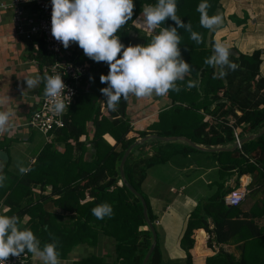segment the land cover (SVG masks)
<instances>
[{
  "label": "trees",
  "instance_id": "trees-1",
  "mask_svg": "<svg viewBox=\"0 0 264 264\" xmlns=\"http://www.w3.org/2000/svg\"><path fill=\"white\" fill-rule=\"evenodd\" d=\"M201 2L176 0L177 16L185 23L190 21L193 30L202 34L204 42L197 44L190 39V33L178 29L182 57L193 70L184 81L178 82L181 88L179 93H168L172 106L160 113L158 121L148 131L131 135L133 129L129 118L124 119L128 116V99L121 98L115 111L108 108L106 97L100 91L107 84L100 82V76L109 73V66L88 58L77 46L72 60L88 66L82 84L88 82L89 87L80 90L69 109V115L65 116L66 125L53 131L57 132V138L41 149L31 170L24 175L5 171V186L0 187V214L18 216L21 228L31 229L41 241V247L53 242L55 237L59 257L67 258L79 246L98 247L103 237L108 243L106 248L113 247L112 251L110 248L107 252L109 254L99 256L88 252L75 264H143L153 243V232L146 219L141 196L147 202V214L156 230L155 221L158 219L149 196L143 192V183L150 170L167 162L168 154L173 156L177 153L187 157L190 152L200 150L188 142L176 150H170L161 145L165 141L160 138H150L134 145L136 141L149 134L182 135L209 147H232L237 141V134L242 137L247 131L257 133L264 128L263 52L261 49L250 54L239 50L230 52L229 59L238 65L237 70H228L223 78H213L214 72L218 70L204 61L213 53L217 29L201 27L200 13L196 10ZM207 2L211 5L209 16L217 15L222 9V0ZM156 3L157 0H134L132 19L117 33L121 43L125 46L137 45L132 33L142 31L136 27V19L142 14L143 6ZM164 26L174 27L176 24L169 18ZM154 34L142 32L141 45H146ZM36 57L42 65L53 63V57L47 53L45 44L38 50ZM44 73L49 74L47 69ZM189 79L198 81V85L188 88ZM102 103L107 107L105 113ZM89 122H93L95 128L94 137L89 139L95 148L91 160L85 159L88 142L81 140L82 135L89 134ZM106 133H110L116 141L109 143L104 138ZM110 140L113 141L112 138ZM157 140L160 141L159 146L154 143ZM57 142L65 146L63 151ZM151 143L155 147L154 153L149 155L146 147ZM132 145L134 147L124 164L125 179L139 193L126 185L120 169L124 153ZM213 155L221 162L220 173L224 180H228L231 171L238 168L239 173L261 172L259 181L264 183V134L245 142L241 149L216 151ZM222 182L218 191L208 198L207 204H198L197 210L188 219L181 238V246L187 251V264H193L190 249L194 245V231L200 227L213 233V240L218 243L234 239L242 242L243 246L240 259L221 249L207 257L206 264H264V225L259 227L253 219L263 213H244L241 216L237 212L239 206L230 207L226 203L228 187L233 189V186H226L225 181V184ZM105 202L112 206L113 215L99 220L92 214V209ZM256 211L262 212L263 208L258 207ZM209 217H212L215 225L212 229ZM157 234V245L147 264L163 262L158 230Z\"/></svg>",
  "mask_w": 264,
  "mask_h": 264
},
{
  "label": "crops",
  "instance_id": "crops-1",
  "mask_svg": "<svg viewBox=\"0 0 264 264\" xmlns=\"http://www.w3.org/2000/svg\"><path fill=\"white\" fill-rule=\"evenodd\" d=\"M12 2L13 0H0V99L6 100L4 104H0V110H11L14 112L12 117L13 127L8 132L0 134V150L5 151L8 155L7 161L0 158V164L3 165L2 174L5 171H10L13 174L21 175L16 167L17 161H23L25 167H31L38 153L47 142L42 143L41 137H37L31 127L26 125L32 111L38 108L39 102L44 96V84L41 83L36 89H27L24 78L36 75L42 76L47 66L42 65L41 60L36 57L38 50H41L44 45L43 38L40 35H35L32 40H28L24 36L17 34L15 11L10 7ZM19 7L24 11L25 15L33 18L37 17L38 7L35 4L26 2L20 4ZM217 14L223 17L224 22L216 28L217 30L214 33L215 42L223 43L229 50H239L248 54L256 49H261L263 52L261 72L264 76V0H222V9ZM256 16L261 17L256 18ZM139 19L142 21L141 17L136 20ZM135 25L140 30L141 28L146 30L143 24L137 26L135 22ZM141 31L151 34L149 31ZM87 87H89L88 82H86V85L84 83L83 89L86 90ZM171 106L172 99L168 95L166 97L153 95L144 98L129 96L127 115L132 124L131 135H136L140 131H148L149 127L155 121H158L160 113ZM105 107L106 105L103 103L102 109ZM68 113L66 116L69 115ZM87 129L89 134L82 135L81 140L85 139L88 142V150L90 154H93L95 148L93 146L91 148L92 143L89 141V139L91 140L94 137L95 133L93 122L88 123ZM52 133L54 134L48 137V141L51 142L57 138V132ZM251 134L253 132L247 131L242 137L238 135V138L241 139ZM105 137L111 144L116 141L110 133L104 134ZM108 137H111L113 141ZM199 145L206 146L203 144ZM57 146L63 148L64 145L57 142ZM154 147L152 144L146 147L149 155L154 153ZM238 148L241 149V147ZM181 156L179 159H175V157L172 159V156L166 163L161 164L162 172H164L163 176L169 177L167 180L159 172L157 173V179L153 177L156 185L163 187L168 194H164L163 190L160 194H147L158 216L155 224L159 232L163 253L162 264H187V251L181 246L183 224L186 223L187 225L190 215L198 204L201 206L203 202V204L207 202L209 196L207 194L204 195L207 188L204 187L203 189L202 186L206 184L212 185L213 180L208 175L221 169L220 160L210 151L190 152L187 157L191 161L187 160L184 155ZM259 175H261L259 171L239 173L237 168L231 171V177L228 180H224L221 176V182L225 181L226 186L250 185L251 192L239 206L237 212L241 216L244 213L247 215L253 212L263 213L261 216L253 218L256 224L261 227L264 225V183L259 181ZM252 183H255L252 185L253 187L251 186ZM197 193V196L193 195ZM161 195L164 196V199H162ZM175 204L180 210L178 212L180 215L179 218H172V227L169 229L163 224V219L166 217L167 211L171 210ZM258 207L263 208V211L257 212L256 209ZM202 213L205 212L202 211ZM208 221L211 229L214 228L212 217H209ZM169 231L172 233L170 237ZM193 237L194 245L190 249L193 256V264H206L207 257L220 252L221 249L232 253L238 259L243 255L242 242L232 239L230 242L218 243L213 240V233L203 227L197 228ZM103 241L101 244L99 242L98 247L91 248L86 245L87 247L79 246L75 248L67 258L59 257L61 264H75L88 252L97 254L100 251L101 253L97 254L99 256L109 254L107 253L109 250L106 248L107 240L104 239ZM175 247L176 249L180 247L185 254L177 253V250H174ZM30 264H40V261L38 258H33Z\"/></svg>",
  "mask_w": 264,
  "mask_h": 264
},
{
  "label": "clouds",
  "instance_id": "clouds-1",
  "mask_svg": "<svg viewBox=\"0 0 264 264\" xmlns=\"http://www.w3.org/2000/svg\"><path fill=\"white\" fill-rule=\"evenodd\" d=\"M51 4V34L55 40L61 42L65 49L71 43H76L88 58L108 64L109 73L100 76V82L107 84V87L100 91L112 111L116 110L121 98L166 97L170 91H181L178 82L184 81L193 69L182 57L178 29L190 33V39L197 44L204 42L202 34L193 30L190 21L185 23L177 16L176 0H157L155 5L143 6L142 23L150 33L156 34L146 45L129 46L121 43L117 33L132 19L134 0H51ZM210 7L207 0H202L196 10L200 13L201 27L214 30L224 20L219 14L209 16ZM169 18L176 26L162 27ZM230 55L229 48L223 43L214 44L212 55L204 61L218 70L213 78H223L228 70H237L238 65L229 59ZM24 80L27 89H36L41 83L44 84V96L55 113L61 114L69 107L71 97L65 96L67 86L59 74L44 73ZM197 85L198 81L189 79L187 82L188 88ZM5 102L0 99V104ZM13 116L11 110H0V134L13 127ZM16 167L21 175L31 170L24 166L23 161H17ZM2 168L0 164V187L5 186L7 179L2 174ZM92 214L99 220L111 218L113 208L106 202L101 203L92 209ZM20 225L18 216L0 214V264H6L11 256L20 257L26 252L38 258L40 264H61L55 237L53 242L41 247V241L34 232Z\"/></svg>",
  "mask_w": 264,
  "mask_h": 264
},
{
  "label": "built area",
  "instance_id": "built-area-1",
  "mask_svg": "<svg viewBox=\"0 0 264 264\" xmlns=\"http://www.w3.org/2000/svg\"><path fill=\"white\" fill-rule=\"evenodd\" d=\"M26 2L33 3L38 7L37 17L27 16L20 9V4ZM10 7L15 11L17 34L24 36L28 40H32L35 35H40L43 38L47 53L53 57V63L47 65L49 75L59 74L67 86L65 96L71 97L69 107H66L61 114H57L52 110L51 104L45 96H42L38 108L32 111L26 125L37 128L46 136H50L54 130L63 128L66 125L65 116L73 105L76 96L83 88V78L88 73V66L72 60V55L76 51L78 44L71 43L65 49L63 44L52 36L51 0H13ZM65 103L67 104L68 101L65 100ZM250 192L251 188L248 184L234 186L226 196V203L230 207L240 206ZM33 258L28 253L22 254L20 257L11 256L6 264H29Z\"/></svg>",
  "mask_w": 264,
  "mask_h": 264
},
{
  "label": "rangeland",
  "instance_id": "rangeland-1",
  "mask_svg": "<svg viewBox=\"0 0 264 264\" xmlns=\"http://www.w3.org/2000/svg\"><path fill=\"white\" fill-rule=\"evenodd\" d=\"M142 18V20H143V17L142 16H139V18ZM259 17H261V16H256V18H259ZM234 19H235V17H234ZM136 24H137V26L140 24V26L143 24L142 23V21L139 19V20H136ZM140 29V28H139ZM141 30H143V31H148L147 29L145 30V29H143V28H141ZM149 33V32H148ZM141 34L142 33H137V32H133L132 33V37H133V39H134V42L137 44V45H141L142 44V39H141ZM225 43V42H224ZM236 50H230V52H235ZM103 104V103H102ZM107 109H106V107L105 108H103L102 109V111H103V113H105V111H106ZM128 118V116H125L124 117V119H127ZM133 123V122H132ZM132 125V124H131ZM31 130L37 135V137H41V139H42V143H44V142H46V144L49 142L48 141V137H49V135L48 136H46L44 133H42L40 130H38L37 128H34V127H31ZM178 136V135H177ZM179 136H182V135H179ZM46 138H47V140H46ZM109 138V137H108ZM111 138V137H110ZM109 138V139H110ZM105 139L107 140V138L105 137ZM162 140V139H161ZM162 141H165V142H168V143H161V145L163 146L164 145V147L165 146H167L170 150H172V149H177L180 145H182V144H184L185 145V142H184V140H162ZM157 146H159V144H160V141H155L154 142ZM45 144V145H46ZM152 145H153V143H151ZM44 145V146H45ZM235 145V144H234ZM233 145V146H234ZM64 148H65V146H63V148H62V151L64 150ZM91 148H92V145H91ZM94 154V153H93ZM93 154H90V151L88 150L86 153H85V159H92L93 158ZM169 156H167V157H169L170 159H171V157H172V155H171V153L170 154H168ZM227 155V154H226ZM228 156V155H227ZM174 157H175V159H179V158H181L182 156L181 155H178L177 153H175L174 155H173V158L172 159H174ZM224 158V160H228V158H226V157H223ZM187 160H190L191 161V159L189 158V157H187L186 158ZM163 170H162V167H161V165H159V166H157L156 167V169H154L153 171H151L150 170V172H149V177L148 178H146L145 179V181H144V184H143V186H142V189H143V191L145 192L144 194H160V192H162V190H163V193L164 194H168V192L167 191H164V189H163V187H158L157 185H156V183H155V180L153 179V177H156V179H157V173L159 172V173H161L162 175V177L165 179V180H167L169 177H164L163 175H164V172H162ZM222 175H221V173H220V171H216V172H211L209 175H208V177H211V179L213 180H211L212 181V187L210 186V185H208V184H206L205 186H202L203 187V189H204V187H206L207 188V191H206V193L204 192V195L205 194H207V196H209V197H212L213 195H214V193L215 192H217L218 191V188H220L219 186H220V184H221V177ZM161 177V179H163ZM218 177V178H217ZM215 179V180H214ZM215 181V183H213ZM222 183H224V182H222ZM225 184V183H224ZM253 184H255V183H252L251 184V186L253 185ZM197 187H198V184H197ZM232 187V186H231ZM234 187V186H233ZM253 187V186H252ZM217 189V190H216ZM232 189L231 188H229L228 187V192L229 191H231ZM193 191V190H192ZM189 192H191V191H189ZM228 192H227V194H228ZM227 194H226V196H227ZM194 196H197L198 195V193L197 194H193ZM162 196V199H164V196L163 195H161ZM175 202V201H174ZM172 203V202H171ZM195 210V209H194ZM180 210H179V208L177 207V205L175 204V206H173V208L171 209V210H169V211H167L168 213H166V217H164V219H163V224L167 227V228H169V229H171V227H172V218H179V212ZM188 217V216H187ZM187 219V218H186ZM186 223H184L183 224V228H182V231H181V234H183V232H184V230L186 229ZM171 232L169 231V237L171 236ZM105 239V238H104ZM103 239V237H101V239H100V244L101 243H103L104 240ZM111 248V251L113 250V247H110ZM110 248L108 249V250H110ZM174 250H177V253H184V251H181V248L179 247L178 249H176V247L174 248ZM101 252L100 251H98L97 252V254H100ZM185 254V253H184Z\"/></svg>",
  "mask_w": 264,
  "mask_h": 264
},
{
  "label": "water",
  "instance_id": "water-1",
  "mask_svg": "<svg viewBox=\"0 0 264 264\" xmlns=\"http://www.w3.org/2000/svg\"><path fill=\"white\" fill-rule=\"evenodd\" d=\"M262 134H264V128L261 129L259 132L257 133H253L247 137H244V138H241V139H238L235 143L234 146L232 147H225V146H217V147H209V146H202V145H199L197 144L195 141H193L192 139L186 137V136H177V135H174V136H158L156 134H149L145 137H142L140 139H138L136 141V144L140 143V142H143L145 140H148L150 138H160L162 140H184L186 142H188L190 145H192L193 147L199 149V150H202V151H210V152H216V151H228V150H235L236 148L238 147H241L245 142L249 141V140H252L254 138H257L259 136H261ZM134 145H132L130 148H128L125 153H124V156L122 158V161H121V164H120V169H121V175L122 177L124 178V182L126 183V185L129 186L130 189H132L134 192L136 193H139L136 191V189L131 185L129 184V182H127V180L125 179V172H124V164L129 156V154L131 153V150L133 149ZM138 153V152H137ZM0 158L7 161L8 159V155L5 151L3 150H0ZM141 195V194H140ZM141 199L143 201V204H144V212H145V216H146V219L152 229V232H153V243L148 251V253L146 254V257L144 259V262L143 264H147L152 252L154 251L156 245H157V238H158V234H157V230L153 224V222L149 219V216L147 214V202L146 200L144 199L143 196H141Z\"/></svg>",
  "mask_w": 264,
  "mask_h": 264
}]
</instances>
